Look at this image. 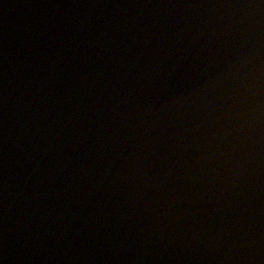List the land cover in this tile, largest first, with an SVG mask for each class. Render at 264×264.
I'll return each mask as SVG.
<instances>
[{
  "label": "water",
  "instance_id": "1",
  "mask_svg": "<svg viewBox=\"0 0 264 264\" xmlns=\"http://www.w3.org/2000/svg\"><path fill=\"white\" fill-rule=\"evenodd\" d=\"M0 264H264V0H0Z\"/></svg>",
  "mask_w": 264,
  "mask_h": 264
}]
</instances>
